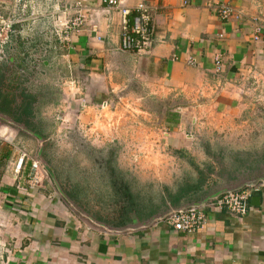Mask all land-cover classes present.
<instances>
[{
  "label": "crops",
  "instance_id": "obj_1",
  "mask_svg": "<svg viewBox=\"0 0 264 264\" xmlns=\"http://www.w3.org/2000/svg\"><path fill=\"white\" fill-rule=\"evenodd\" d=\"M75 2L81 4L84 22L61 43L53 22L72 20ZM139 3L150 9L151 47L120 51L122 11L133 12ZM222 4L240 17L220 19ZM0 20L12 23L0 50V83L22 81L25 92L36 97L26 119L43 133L37 134L47 149L51 144L45 123L61 117L54 94L43 87L69 75L78 99L71 100L75 108H69L68 116H79L114 95L137 99L146 114L157 115L154 122H143L160 134L155 147L169 148L159 164L156 156L151 159L140 151L133 160L127 144L102 145L106 165L117 163L129 181L140 185L136 189L128 184L133 211L122 197L115 198L118 193L108 182L114 197L106 203L85 195L80 183L75 193L61 183L70 204L45 178L31 184L28 158L15 174L21 152L14 145L18 130L0 122V131L7 129L10 135L0 137V147L3 141L10 147L7 164L0 169V264H264V182L243 187L260 195L259 204L253 205L251 192L244 215L209 207L206 221L192 233L161 221L132 227L169 206L198 202L220 188L264 176V160L251 169L229 170L231 177H221L217 163L222 157L225 167L236 162L234 156H256L264 150V0H121L117 9H107L101 0H0ZM254 23L261 25L257 40ZM216 53L222 56L219 73ZM34 84L41 87L37 92ZM78 100L86 106L80 107ZM196 121L201 127L198 144L196 137L188 138ZM194 145L198 150L190 152ZM132 161L145 170L128 171ZM202 171L210 173L201 189L179 192L187 189V181L198 183ZM121 208L127 215L116 217ZM86 214L110 227H128L108 230Z\"/></svg>",
  "mask_w": 264,
  "mask_h": 264
},
{
  "label": "rangeland",
  "instance_id": "obj_2",
  "mask_svg": "<svg viewBox=\"0 0 264 264\" xmlns=\"http://www.w3.org/2000/svg\"><path fill=\"white\" fill-rule=\"evenodd\" d=\"M63 42L66 43L68 41L65 40ZM37 58L38 60L42 59L40 56ZM40 81L41 80H39V82ZM34 85L35 92H37L41 87L37 89L36 87H38V85ZM76 87L77 85L74 78L70 75L65 77L62 76V78L59 79L54 78L49 87H43V89L50 90L54 94L55 98L52 101H56L54 104L58 105V107H56L57 114L61 119L58 120L53 117L51 122L45 123V133L48 135L50 134L46 136L48 140H50L51 145H49L47 149L48 145L45 147L44 143L45 148H43L42 157L51 169L61 190V183H64L66 188H69L68 191L75 193L74 189H76V184L80 183L79 187L83 186L85 195L88 197L93 196L94 199L106 203L108 200L111 201L114 196L111 194V187L107 186V179H104L109 167L106 165L107 149L103 148L102 145L105 146V144L112 143L113 146L121 148L122 144H127L128 149L131 150V152L133 151L131 156L133 160H137V151H140V154H146L151 157V159L157 157L158 160L156 163L165 160L164 155H167L166 153L169 151V148L166 149L162 147L161 149L160 146H158V148L155 147V145L159 144L160 134L156 129L150 128V126L146 124L148 122H154L157 115L146 114L143 111L144 108L142 110V106L137 99H128L124 98L122 95H114L110 98L109 102L102 101L98 104V107L90 108L89 110H81V113L84 115L68 116L67 111L69 108H75L73 106L75 103L73 104L71 100L78 99L77 97H73L76 94ZM29 92H31V90ZM104 102H106L107 106H104ZM79 103L80 107L86 106L84 103L81 105L82 101ZM90 105L93 106L92 104ZM81 118H83V120ZM0 122L4 127H11V125L1 119ZM143 122H146V124ZM199 127V121H196L193 132H190L194 139L196 137V144L199 142L197 131ZM11 128H13L14 131L18 130L14 145L18 147L21 152L26 153L27 156L25 158L31 161V170L32 161L35 159L38 161L36 154L39 148V140H35L34 136L18 128ZM8 135L9 132L7 129L6 132L0 131V137L3 139L9 138L10 135ZM27 138H32L30 139L31 142L27 141ZM218 142L220 141L218 140ZM128 143H130L131 146H128ZM196 146L197 145H194L189 151H197L198 147ZM78 150H80V152H77ZM9 151L10 147L3 141L0 147V169L7 164ZM46 157L49 159L46 160ZM136 162L137 161H132L131 164H129L127 167L128 171L138 172L145 170L144 166L139 164V162L136 165ZM39 165L41 166L40 163ZM113 166L116 169L115 171H125V169L120 167L117 163ZM41 169H43L42 166ZM43 171L45 172V179L49 183V186L59 194L52 178L44 169ZM31 173L32 170L30 171V174ZM131 184H133L131 187L136 189L140 186L138 182L133 179H131Z\"/></svg>",
  "mask_w": 264,
  "mask_h": 264
},
{
  "label": "built area",
  "instance_id": "obj_3",
  "mask_svg": "<svg viewBox=\"0 0 264 264\" xmlns=\"http://www.w3.org/2000/svg\"><path fill=\"white\" fill-rule=\"evenodd\" d=\"M101 3L107 9H117L121 4V0H101ZM80 2H75L72 8L77 9L76 16L64 23L56 24L53 22V31L61 43L68 41V32L70 30L78 31L84 22V18L80 12ZM150 9L145 3H139L133 10L122 11L121 22V38L119 44V50L123 52H140L145 51L151 47V32L150 26ZM217 13L220 19H227L232 16L239 18L240 15L234 11L227 4H222L218 7ZM53 20V19H52ZM11 22L0 20V50L3 49L5 43L8 40L9 32L11 31ZM254 39L259 38L261 31V25L254 23ZM215 72L219 73L222 70V56L219 53L214 55ZM104 106L106 102L103 103ZM188 138H192L190 134ZM26 153L21 152L17 162L14 166V172L17 174L24 163ZM32 173L30 174V182L32 185H39L45 178V172L41 169L39 162L35 159L31 165ZM251 188H243L241 190L231 191L220 195L219 197L209 200L200 206H190L177 212L168 213L160 220L169 224L174 230L192 233L196 231L206 221V209L212 207L214 209H227L232 213L238 215H244L247 211L248 199L251 196Z\"/></svg>",
  "mask_w": 264,
  "mask_h": 264
},
{
  "label": "trees",
  "instance_id": "obj_4",
  "mask_svg": "<svg viewBox=\"0 0 264 264\" xmlns=\"http://www.w3.org/2000/svg\"><path fill=\"white\" fill-rule=\"evenodd\" d=\"M18 79V78H17ZM3 87V88H2ZM27 89V86H23L22 81H11L7 80L6 82L0 83V113H3L5 115L10 116L12 119L15 121L22 123L26 128L29 130L39 133L40 135H43V133L35 128L32 127L31 122L26 119V117L31 116V111H32V105L36 101V97L29 95L25 92ZM17 103V104H15ZM253 155V154H252ZM251 154H246L243 156H234L233 159L236 160V162H231L229 165H225V167L222 165L220 162V159L222 160V157H218L217 163L220 164V172L218 173L221 177L223 175H226L227 177H231V172H236L239 169L246 167L248 169H251V167L255 165L256 162H260L261 160H264V150L260 154H256V156H252ZM3 156V155H2ZM246 158V162H244V159ZM258 166V165H257ZM231 168V169H229ZM231 170V172L229 171ZM210 172L202 171L200 174V179L197 183L192 184L190 182H186L187 184V189L183 187L182 190L179 192H184V191H189L191 189L192 191H196L202 188V182L205 181L207 175ZM189 188V189H188ZM120 195L126 204L127 207L131 208V210H134V207L136 206L135 204V199L133 195L128 191V186L127 185H121L120 187ZM179 197H185L184 195H179ZM173 198L175 197L172 196ZM178 197V198H179ZM188 197V196H187ZM185 197V199L187 198ZM118 212V211H117ZM125 213L124 215H127L128 210L126 209H120L118 215H121ZM123 215H121L122 217ZM121 222V221H120ZM123 222V221H122Z\"/></svg>",
  "mask_w": 264,
  "mask_h": 264
},
{
  "label": "water",
  "instance_id": "obj_5",
  "mask_svg": "<svg viewBox=\"0 0 264 264\" xmlns=\"http://www.w3.org/2000/svg\"><path fill=\"white\" fill-rule=\"evenodd\" d=\"M0 119L3 120L4 122H6L7 124L14 126L26 133H28L29 135H32L34 137H36L39 140V148L36 154V157L38 159V162L41 164L42 168L49 174V176L52 178L53 182L55 183V186L57 187V190L60 194V196L68 203L72 204L71 200L65 195V193L61 190V188L59 187V185L57 184L54 175L51 171V169L49 168V166L47 165L46 161L44 160V158L42 157V151L44 148V139L42 138V136H39V134L37 133H33V131L27 129L22 123H19L17 121H15L14 119H12L10 116L5 115L3 113H0ZM258 182H264V176H260L254 180L251 181H247V182H243L241 184H235L229 187H223L220 188L218 190H216L215 192L209 194L208 196H206L203 200L198 201V202H193V203H187L184 204L182 206H178V207H171L169 206L167 210L160 212L158 214H155L154 216L150 217L148 220L141 222L139 225L137 226H132L133 228L136 227H147L150 226L153 222L162 219L163 217H165L168 213L171 212H177L180 210H183L187 207L190 206H200L205 204L206 202H208L209 200L215 199L217 197H219L220 195L227 193V192H231V191H236V190H241L243 187H255L256 184ZM259 200H260V195L258 191H253L252 196H251V203L254 205H258L259 204ZM85 217H87L88 219H90L91 221H93L94 223L108 229V230H115V231H120L123 228H126L128 226H124L122 228H115V227H110L104 223L101 222H97L95 221L93 218H91L89 215H85Z\"/></svg>",
  "mask_w": 264,
  "mask_h": 264
},
{
  "label": "flooded vegetation",
  "instance_id": "obj_6",
  "mask_svg": "<svg viewBox=\"0 0 264 264\" xmlns=\"http://www.w3.org/2000/svg\"><path fill=\"white\" fill-rule=\"evenodd\" d=\"M108 167H109V169H107V172H108L107 182H108V185L110 184L112 186V188L115 189L114 191L118 193V195H114V196L117 200H119V199H121V195H120V191H119L121 185H127L128 186V184H129L131 186L133 184H131V180L129 181L125 177V175L123 174L124 171H121V172L115 171L116 169L114 168L113 165L111 166V164ZM132 188H134V187H132Z\"/></svg>",
  "mask_w": 264,
  "mask_h": 264
}]
</instances>
